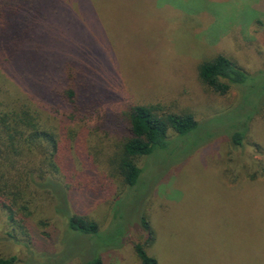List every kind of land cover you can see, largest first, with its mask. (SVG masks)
Instances as JSON below:
<instances>
[{
	"label": "rangeland",
	"instance_id": "1",
	"mask_svg": "<svg viewBox=\"0 0 264 264\" xmlns=\"http://www.w3.org/2000/svg\"><path fill=\"white\" fill-rule=\"evenodd\" d=\"M34 1L49 8L41 25L53 42L44 52L53 61L64 50L75 68L81 114L70 118L56 92L66 86L61 75L52 68L43 79L39 61L37 76L23 66L16 77L3 66L0 88L12 87L10 78L23 83L47 108L45 120L66 132L63 167L74 187L61 199L40 191L37 241L29 246L9 236L0 210V257L83 264L100 255L103 264H141L135 246L143 244L159 264H264V0ZM5 47L0 65L13 51ZM221 54L247 73L226 94L200 77L201 64ZM46 80H54L50 92L40 89ZM150 104L192 113L199 125L186 134L170 130L167 147L137 156L141 177L129 187L110 158L130 108ZM237 129L245 139L234 147ZM70 214L97 222L100 234L68 228Z\"/></svg>",
	"mask_w": 264,
	"mask_h": 264
},
{
	"label": "trees",
	"instance_id": "2",
	"mask_svg": "<svg viewBox=\"0 0 264 264\" xmlns=\"http://www.w3.org/2000/svg\"><path fill=\"white\" fill-rule=\"evenodd\" d=\"M41 4L34 0H0V47L13 50L0 65V73L5 70L3 66H7L17 77V74L24 73L23 66H27L26 71L36 75L41 65L35 62L39 61L46 70L42 75L46 79L45 76L52 78V68H56L59 74L56 77L61 75L60 82L66 85L56 92L69 106L70 118L74 119L81 114L79 89L74 82L75 68L70 58L65 57L64 50H57L53 61L52 55L49 58L51 52H44L50 45L49 40L53 41L49 38V27L41 25L45 12L49 10L47 5L42 4V7ZM246 75L222 54L200 66V77L204 83L220 94H226L232 86L244 82ZM9 77L6 76L8 80ZM9 81L12 87L2 84L3 88H0V210L7 217L9 236L29 246L37 241L32 220L37 209L35 199L39 198L40 191L47 195L53 192L61 199L62 194L74 184L63 167L69 159L66 157V132L45 120L47 108L40 103L39 106L36 99L27 95V90L22 88L23 83L11 81V78ZM46 81L47 87L42 88L45 84H40V89L50 92L54 80ZM15 87H18L17 92ZM198 125L195 116L189 112H170L159 104L132 106L124 127L126 134L110 158L113 174L121 177L129 187L136 185L142 173V168L135 162L137 156H150L159 148L167 147L170 130L186 134ZM116 128L121 129V122L116 124ZM74 132L75 129L69 130L70 134ZM244 139L245 132L237 129L230 141L238 147L244 145ZM142 223L153 239L149 221L143 218ZM68 228L94 237L100 234L97 222L78 214L69 215ZM135 248L141 264H159L143 244H137ZM16 261L14 255L0 257V264H14ZM258 263V260L248 262ZM83 264H103V259L99 255Z\"/></svg>",
	"mask_w": 264,
	"mask_h": 264
}]
</instances>
